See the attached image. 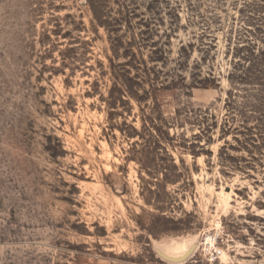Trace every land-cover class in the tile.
I'll use <instances>...</instances> for the list:
<instances>
[{
    "label": "rangeland",
    "instance_id": "374dc122",
    "mask_svg": "<svg viewBox=\"0 0 264 264\" xmlns=\"http://www.w3.org/2000/svg\"><path fill=\"white\" fill-rule=\"evenodd\" d=\"M0 264H264V0H0Z\"/></svg>",
    "mask_w": 264,
    "mask_h": 264
},
{
    "label": "bare ground",
    "instance_id": "6f19581e",
    "mask_svg": "<svg viewBox=\"0 0 264 264\" xmlns=\"http://www.w3.org/2000/svg\"><path fill=\"white\" fill-rule=\"evenodd\" d=\"M223 194V193H222ZM230 193H224L223 199L225 204L228 203ZM213 243V240L210 239ZM198 242L195 240L172 241L168 244H157L156 249L159 255L168 262L181 263L188 260L198 249Z\"/></svg>",
    "mask_w": 264,
    "mask_h": 264
},
{
    "label": "built area",
    "instance_id": "2783aa9c",
    "mask_svg": "<svg viewBox=\"0 0 264 264\" xmlns=\"http://www.w3.org/2000/svg\"><path fill=\"white\" fill-rule=\"evenodd\" d=\"M211 237H209V242H210ZM217 244V246H216ZM207 248L204 249L205 254H206V258L208 260V262L210 263H214L217 262L218 260L221 259L222 255H223V250L220 246H218V238L215 237L213 240V243L210 242L207 244Z\"/></svg>",
    "mask_w": 264,
    "mask_h": 264
}]
</instances>
